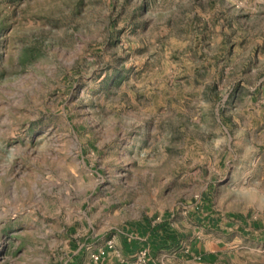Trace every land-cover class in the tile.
Masks as SVG:
<instances>
[{"label": "rangeland", "instance_id": "rangeland-1", "mask_svg": "<svg viewBox=\"0 0 264 264\" xmlns=\"http://www.w3.org/2000/svg\"><path fill=\"white\" fill-rule=\"evenodd\" d=\"M193 216L264 220V0H0V264Z\"/></svg>", "mask_w": 264, "mask_h": 264}, {"label": "crops", "instance_id": "crops-1", "mask_svg": "<svg viewBox=\"0 0 264 264\" xmlns=\"http://www.w3.org/2000/svg\"><path fill=\"white\" fill-rule=\"evenodd\" d=\"M200 225L198 233L187 240L184 251L194 264H264V220L207 217L206 225L193 216ZM181 236V235H180ZM185 242L175 231L163 226L153 227L138 220L116 230L111 238L80 244L72 251L69 264H133L138 251L144 246L162 251ZM236 249V254L233 253ZM180 250L174 251L177 257Z\"/></svg>", "mask_w": 264, "mask_h": 264}, {"label": "built area", "instance_id": "built-area-1", "mask_svg": "<svg viewBox=\"0 0 264 264\" xmlns=\"http://www.w3.org/2000/svg\"><path fill=\"white\" fill-rule=\"evenodd\" d=\"M149 254L145 248L138 251L137 255L135 256L133 264H144V259L149 260L147 257Z\"/></svg>", "mask_w": 264, "mask_h": 264}]
</instances>
